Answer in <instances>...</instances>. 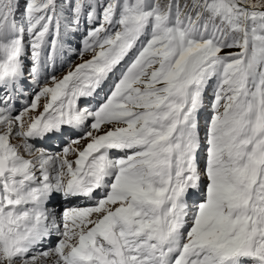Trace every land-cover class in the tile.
Instances as JSON below:
<instances>
[{"label":"snow or ice","instance_id":"snow-or-ice-1","mask_svg":"<svg viewBox=\"0 0 264 264\" xmlns=\"http://www.w3.org/2000/svg\"><path fill=\"white\" fill-rule=\"evenodd\" d=\"M0 264H264V0H0Z\"/></svg>","mask_w":264,"mask_h":264}]
</instances>
